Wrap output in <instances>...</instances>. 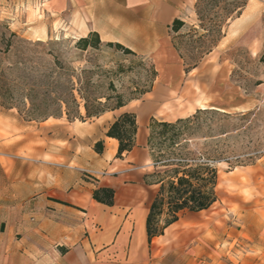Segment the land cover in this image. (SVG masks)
<instances>
[{
	"label": "rangeland",
	"instance_id": "obj_1",
	"mask_svg": "<svg viewBox=\"0 0 264 264\" xmlns=\"http://www.w3.org/2000/svg\"><path fill=\"white\" fill-rule=\"evenodd\" d=\"M46 1L0 0V72H5L12 89L11 101L22 111L0 105V115L10 113L25 121L30 107L25 93L32 89L30 97L37 105L49 85L65 91L69 84L94 97L114 95L112 83L126 102L155 87L158 117L170 121L204 106L200 109L207 111L200 115L199 129L188 136L187 146L220 147L239 162L216 163V201L204 211L185 212L163 236L151 240L147 255L153 264H264V0H248L240 16L223 26L217 45L187 72L182 63L188 65L203 33L194 8L181 17V29L169 35L172 53L165 48V55L152 57L127 54L105 42L98 48H77L78 37L60 33L59 20L47 23ZM45 29L51 31L47 37L40 34ZM174 53L181 76L166 91L154 71L157 74L155 69L163 63L173 76L167 60ZM71 121L81 120L69 121L63 112L55 123L69 126ZM6 136L0 116V140ZM0 162L9 160L0 155ZM149 201L147 196L140 206Z\"/></svg>",
	"mask_w": 264,
	"mask_h": 264
},
{
	"label": "crops",
	"instance_id": "obj_2",
	"mask_svg": "<svg viewBox=\"0 0 264 264\" xmlns=\"http://www.w3.org/2000/svg\"><path fill=\"white\" fill-rule=\"evenodd\" d=\"M195 1L47 0L46 20L49 25L59 20L60 33L72 38L95 31L103 43L158 57L165 48L172 53L169 25L190 14ZM50 33L40 31L45 37ZM169 61L173 76L163 63L155 69L166 91L181 76L175 53ZM157 90L69 126L56 125L60 117L34 122L0 115L9 133L0 140V155L9 160L0 162V264H153L145 217L157 187L142 179L151 167L147 126L151 117L170 121L158 117ZM124 111L135 113L137 133L133 149L117 158L118 142L105 132ZM98 140L101 153L94 150ZM102 185L115 190L112 206L92 199V190ZM126 249L129 255L122 254Z\"/></svg>",
	"mask_w": 264,
	"mask_h": 264
},
{
	"label": "trees",
	"instance_id": "obj_3",
	"mask_svg": "<svg viewBox=\"0 0 264 264\" xmlns=\"http://www.w3.org/2000/svg\"><path fill=\"white\" fill-rule=\"evenodd\" d=\"M248 0H196L194 12L199 29L203 33L197 37L194 46L195 53L188 65L183 61L187 72L195 67L199 61L217 45L223 36V26L240 16ZM184 25L180 18H174L169 25L170 33H177ZM198 32L197 29H193ZM17 37L15 32L10 33ZM124 53L135 54L131 49L118 42H105ZM101 44L99 35L90 31L85 36L78 37L76 47L82 50L98 48ZM180 56V55H179ZM182 59V56H180ZM190 67V68H189ZM154 76L156 73L154 71ZM109 88L114 95H99L91 97L85 95L81 88H74L73 84L66 85L65 91H58L57 86L49 85L44 98L37 105L31 99L32 89L25 93L24 98L30 107L26 110L25 121H42L49 117H61L64 112L67 120L97 117L107 110L122 107L127 102L121 93L115 91L112 83ZM74 90L77 94H74ZM149 90L142 92V95ZM12 89L4 71L0 72V105L10 109L16 107L11 101ZM80 99V101H78ZM132 100V99H131ZM82 103L83 113L80 112ZM18 112L22 111L16 107ZM214 110V109H212ZM216 110V109H215ZM207 109H196L188 117L177 118L174 121L150 118L146 149L148 150L152 171L143 174V182L156 185L145 217V232L148 244L155 237L163 235L164 230L185 212H199L208 209L217 199L216 183L218 171L216 163L220 161L239 162L229 159L220 147H188V136L193 130L199 129L200 115ZM137 121L134 112L124 111L109 123L105 135L115 138L118 142L115 157L122 158L135 146ZM97 153L103 151V140L94 143ZM92 199L98 203L112 206L115 190L111 186H97L92 190ZM59 201V200H57ZM63 202V201H59Z\"/></svg>",
	"mask_w": 264,
	"mask_h": 264
},
{
	"label": "bare ground",
	"instance_id": "obj_4",
	"mask_svg": "<svg viewBox=\"0 0 264 264\" xmlns=\"http://www.w3.org/2000/svg\"><path fill=\"white\" fill-rule=\"evenodd\" d=\"M200 107H202V108H203L204 106H200Z\"/></svg>",
	"mask_w": 264,
	"mask_h": 264
}]
</instances>
